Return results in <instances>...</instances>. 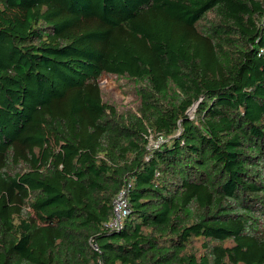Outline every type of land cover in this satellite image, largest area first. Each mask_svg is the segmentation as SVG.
<instances>
[{
  "label": "trees",
  "instance_id": "16d2710c",
  "mask_svg": "<svg viewBox=\"0 0 264 264\" xmlns=\"http://www.w3.org/2000/svg\"><path fill=\"white\" fill-rule=\"evenodd\" d=\"M0 264H264V0H0Z\"/></svg>",
  "mask_w": 264,
  "mask_h": 264
},
{
  "label": "rangeland",
  "instance_id": "374dc122",
  "mask_svg": "<svg viewBox=\"0 0 264 264\" xmlns=\"http://www.w3.org/2000/svg\"><path fill=\"white\" fill-rule=\"evenodd\" d=\"M99 81L102 88L103 99L113 104L119 113H126L137 109L139 98L136 84L131 83V81L126 78L110 73H103ZM195 106H192L187 111L192 119L195 117ZM163 139V137L159 139L153 137L152 143H156L158 140L161 141ZM202 242V239L195 241L197 246H200Z\"/></svg>",
  "mask_w": 264,
  "mask_h": 264
},
{
  "label": "built area",
  "instance_id": "2783aa9c",
  "mask_svg": "<svg viewBox=\"0 0 264 264\" xmlns=\"http://www.w3.org/2000/svg\"><path fill=\"white\" fill-rule=\"evenodd\" d=\"M128 214V203L125 192H120L114 200V212L108 225L117 227L123 221V218Z\"/></svg>",
  "mask_w": 264,
  "mask_h": 264
}]
</instances>
